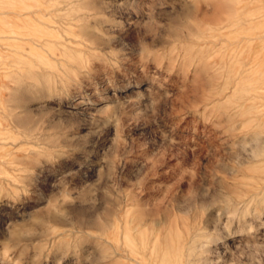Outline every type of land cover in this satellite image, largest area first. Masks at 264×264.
I'll return each instance as SVG.
<instances>
[{
  "label": "rangeland",
  "instance_id": "obj_1",
  "mask_svg": "<svg viewBox=\"0 0 264 264\" xmlns=\"http://www.w3.org/2000/svg\"><path fill=\"white\" fill-rule=\"evenodd\" d=\"M107 3L105 14L125 25L116 33L117 47L123 45L135 56L138 24L154 41L141 43L138 59L158 74L170 93L164 121L176 142H161L151 128L138 126L143 113L130 107L138 101L103 107L89 87L59 103L29 98L26 111L37 114L41 107L55 106L56 119L77 125L78 137L89 132L88 113L103 107L93 116L94 131L89 133L103 136H92L87 143L77 139L82 151L72 149L80 152L55 169H37L33 177V167L17 162L13 146L22 133L11 122L14 113L5 107L8 119L0 127V159L7 161L0 163V264H55L60 251L67 255L89 239L103 249L106 264H176L183 258L181 248L198 257L197 264H264V176L252 164L264 159V0H195L183 24L166 28L160 22L167 19L171 0ZM78 11L76 5L55 0L0 3V97L7 100L14 74L34 64L52 75L67 70L50 56L59 50L74 62L71 49L79 47V37L71 22ZM109 55L121 53L112 50ZM129 73L117 79L115 94L121 99L146 86L132 69ZM97 84L105 94L112 92L101 78ZM65 136L58 127L46 129L43 122L33 133H24L25 139L35 141L39 155L52 162L68 154ZM134 137L147 144L136 149L149 157L145 178L134 188L113 183L111 190L105 189L107 202L100 211L92 216L77 205L74 218L70 209L76 202L95 211L98 186L105 177L115 179L129 142L136 144ZM242 159L249 164L243 170ZM61 172L68 173L56 178ZM124 174L134 179L135 168L129 165ZM201 174L209 182L231 174L218 204L235 227L222 246L227 261L216 251L213 262L206 240L188 235L177 218L178 191L189 189L193 177ZM31 191V200L17 207H37L32 212L21 217L7 207ZM146 196L152 197L147 210L141 203ZM10 217L14 219L6 228ZM64 264H72L71 258Z\"/></svg>",
  "mask_w": 264,
  "mask_h": 264
},
{
  "label": "clouds",
  "instance_id": "obj_2",
  "mask_svg": "<svg viewBox=\"0 0 264 264\" xmlns=\"http://www.w3.org/2000/svg\"><path fill=\"white\" fill-rule=\"evenodd\" d=\"M3 2L4 0H0V3ZM55 2L73 4L79 7L78 14L71 22L76 36L79 37L77 40L79 47L71 49L74 61L72 63L68 62L67 56L63 51L58 50L56 53L51 54L50 58L53 59V62L58 66L66 65L67 70L61 68L59 73L52 75L41 66L34 64L31 69H26L23 73L14 74V78L11 81L10 95L7 100L0 97V127L8 119V114L4 111L5 107H7L9 114L14 113L11 121L12 124L16 128L21 129L22 138L13 146L17 162L27 163L33 167V177L36 175L37 169H44L46 166L55 169V166L61 160L70 159L75 153L82 151L83 146L76 143L77 139L87 143L92 136H95L97 140L103 136L102 133L96 135L89 134L94 131L92 124L93 116L107 104H115L117 101H138V104L130 106L134 110H139L143 113L140 125L138 126L151 128L153 134L161 142H166V138L176 142L174 131L164 121L166 97L170 93L160 83L158 74L149 68L147 63H141L138 59L141 43L148 44L154 41H150L141 33L138 24L134 46L135 56L133 57L125 50V46H116L118 40L116 33L124 31L125 25L121 21L105 14L109 8L107 0H55ZM194 2L195 0H171L173 6L170 8L167 19L164 22H160L161 27L166 28L169 24H183L189 17L191 12L190 5ZM112 50H117L121 55L115 58L111 57L109 53ZM80 57H84L88 63H82L79 59ZM129 69H132L146 86L142 87V90L137 89L134 95L121 99L115 94L117 79L118 77L128 78L130 75ZM98 78H101L106 89H112V92L105 94V91L100 89L97 84ZM86 87L95 90L99 102L103 105V107L97 108L95 112L88 113L86 119L90 123V128L86 136L78 137L75 134L77 125L65 124L63 120H57L56 116L59 115V109L55 106L51 108L41 107L37 114L30 113L25 109V102L29 98L40 99L42 102L59 103L71 100L74 92L82 93ZM153 101H155V104ZM41 122H43L46 129L58 127L61 132H66L64 145L68 149V154L54 162L39 155L35 141L24 138L25 132L28 134L33 133ZM162 133L163 135H161ZM133 139H135L136 144H132L131 141L129 142L128 148L125 149V152L128 154L127 159L118 165L115 179L105 177L98 186L95 211L89 205H82L76 202L70 209L73 216L77 205L94 216L95 212L100 211L107 202L105 189L111 190L113 183L118 184L121 189L134 188L138 180L145 178V169L149 157L147 153L141 156L136 149L137 145L147 144L142 143L139 137H134ZM72 149H80V151L74 152ZM0 163H7V161L0 159ZM240 164L241 170L249 166L248 161L244 159L240 161ZM252 164L257 165L261 170L262 176H264V159L252 161ZM129 165L135 168L134 179H128L124 174L125 169ZM68 172H61L56 175V178ZM78 172L79 169L75 171L76 175ZM230 178L231 174L223 175L219 180L209 182L201 174L199 177H193L190 188L179 190L176 197L177 204L179 205L176 210L178 214L177 218L181 221L182 228L186 230L188 235H200L206 240L208 252L213 253L210 256L213 262L217 259L214 255L216 251L224 253L223 259L225 261L228 260V254L222 246L229 243L231 239L230 234L235 231V227L228 224L226 213L222 212L218 206L219 197L224 191L225 183ZM91 183H95V180ZM145 183L147 184V180H145ZM32 195L31 191L26 198L7 205V207L15 211L17 216H26L37 207L32 208L30 211H21L17 206L19 205L23 208L24 204L31 200ZM151 199V196H146L141 201L146 210L150 208ZM0 204H4V202L0 201ZM13 219L11 217L8 219L6 228ZM165 227H167L166 224ZM180 251L183 258L179 259L176 264H197L198 257L190 256L183 248ZM56 257L58 259H56L55 264H64L69 258H71L72 264H106L103 249L97 246L95 239H89L86 244L68 251L67 255H65L64 251H60Z\"/></svg>",
  "mask_w": 264,
  "mask_h": 264
}]
</instances>
